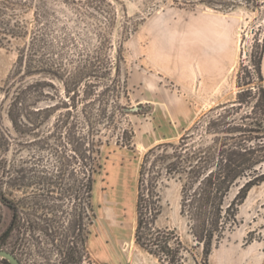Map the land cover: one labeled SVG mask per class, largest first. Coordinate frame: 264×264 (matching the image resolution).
<instances>
[{"label": "trees", "instance_id": "obj_1", "mask_svg": "<svg viewBox=\"0 0 264 264\" xmlns=\"http://www.w3.org/2000/svg\"><path fill=\"white\" fill-rule=\"evenodd\" d=\"M53 1L19 0L33 17V27L28 30L22 23L21 34L12 22L14 2H0V33L29 34L9 80L0 86V200L11 211L0 248L22 264H37L23 256L43 251L40 231L47 251L58 257L53 264L78 263L82 250L77 244L84 240L83 220L93 212L102 149L112 138L129 148L133 138V131L123 126L133 109L121 103L128 101L129 72L121 46L113 48L115 7L108 0H63L85 25L78 31L68 23L57 25L58 10L46 5ZM239 1L201 0L222 10ZM90 18L98 20L95 26L85 22ZM263 55L264 40L250 67L239 68L234 100L209 108L177 141L157 143L141 159L134 240L161 264H185L179 236L155 226L164 182L180 184V214L203 247L204 264L212 247L237 225L238 207L248 192L264 182ZM24 146L30 149L27 156H17ZM66 204L73 210L68 234L58 220L53 229L33 213ZM0 264L10 263L0 257Z\"/></svg>", "mask_w": 264, "mask_h": 264}, {"label": "rangeland", "instance_id": "obj_2", "mask_svg": "<svg viewBox=\"0 0 264 264\" xmlns=\"http://www.w3.org/2000/svg\"><path fill=\"white\" fill-rule=\"evenodd\" d=\"M108 1L117 13L112 31L113 48L121 46L124 66L129 72L128 101L122 99L121 103L133 109V113L123 118V126L133 131V138L129 148L116 145L112 138L110 144L102 149V168L96 174L92 188L93 212L87 213L89 219L85 217L83 220L86 230L83 232L84 240L77 244L82 250L77 264H161L134 240L136 186L141 159L150 147L163 141L175 142L184 132L168 124L171 120L180 123V116L166 115L162 113L165 109L160 111L159 107L172 99L177 103L188 101L192 106L193 99L187 89L190 87L189 68L197 64L196 54L201 49L196 40L198 28L208 19L230 26L232 46L228 52L231 94L235 99L239 68L250 67L263 44L264 0H240L239 5L231 10L209 6L201 0ZM9 2H14L11 8L15 14L12 22L18 24L16 32L23 31L22 23L30 30L33 27L32 10L20 5L19 0ZM46 5L58 10L57 25L68 23L79 27L78 31L85 28L83 21L71 13L63 0H54ZM97 21L92 18L85 20L92 24L91 27ZM28 40L29 34L11 37L0 33V86L9 80L18 49ZM168 66L173 70L171 75L165 73ZM207 110L190 111L186 120L193 117V122L189 125ZM19 150L17 156L25 158L30 149L24 146ZM21 194L15 193L16 196ZM160 206L155 226L173 230L179 236L185 247V264H204L203 247L193 240L187 220L180 214V184L175 180L166 181L161 187ZM72 211L71 204H66L57 210L39 209L33 213L41 225L45 219L53 229L58 226L53 220H58V227L63 224L60 229H66L67 233ZM10 216L11 211L0 200V233ZM39 234L43 251L32 257L23 256V259L45 264L46 257L51 264L57 262L55 253L45 247L43 232ZM13 241L10 239V244ZM206 264H264V182L248 192L238 207L237 225L212 247Z\"/></svg>", "mask_w": 264, "mask_h": 264}, {"label": "crops", "instance_id": "obj_3", "mask_svg": "<svg viewBox=\"0 0 264 264\" xmlns=\"http://www.w3.org/2000/svg\"><path fill=\"white\" fill-rule=\"evenodd\" d=\"M196 36L201 49L197 51V64L189 68L190 96L192 106L188 101L177 103L174 99L168 100L165 105L159 107L166 115H179V122L171 120L169 125L184 131L193 122L192 119L186 120L190 111L198 109L205 111L215 105L232 101L234 97L231 94L232 79L230 75V49L231 32L230 26L222 24L214 19H208L198 28ZM222 50V51H220ZM229 51V52H228ZM166 52V51H165ZM167 75H171L173 70L166 67ZM262 72L264 75V55L262 59ZM181 105V106H178ZM193 108V109H192ZM171 119V118H170ZM178 135L176 136V138Z\"/></svg>", "mask_w": 264, "mask_h": 264}, {"label": "water", "instance_id": "obj_4", "mask_svg": "<svg viewBox=\"0 0 264 264\" xmlns=\"http://www.w3.org/2000/svg\"><path fill=\"white\" fill-rule=\"evenodd\" d=\"M0 257L7 259L10 264H22L18 257L7 249L0 248Z\"/></svg>", "mask_w": 264, "mask_h": 264}]
</instances>
